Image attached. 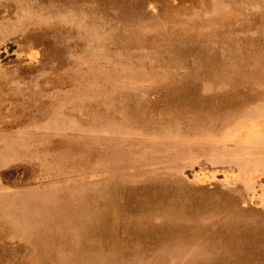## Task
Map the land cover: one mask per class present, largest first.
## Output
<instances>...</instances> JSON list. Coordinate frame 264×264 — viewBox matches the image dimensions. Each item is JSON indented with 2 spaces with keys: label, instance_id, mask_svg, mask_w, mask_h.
Listing matches in <instances>:
<instances>
[{
  "label": "rangeland",
  "instance_id": "rangeland-1",
  "mask_svg": "<svg viewBox=\"0 0 264 264\" xmlns=\"http://www.w3.org/2000/svg\"><path fill=\"white\" fill-rule=\"evenodd\" d=\"M263 149L264 0H0V264H264Z\"/></svg>",
  "mask_w": 264,
  "mask_h": 264
},
{
  "label": "bare ground",
  "instance_id": "bare-ground-1",
  "mask_svg": "<svg viewBox=\"0 0 264 264\" xmlns=\"http://www.w3.org/2000/svg\"><path fill=\"white\" fill-rule=\"evenodd\" d=\"M263 145V144H262ZM264 150V149H263ZM264 154V153H263Z\"/></svg>",
  "mask_w": 264,
  "mask_h": 264
}]
</instances>
